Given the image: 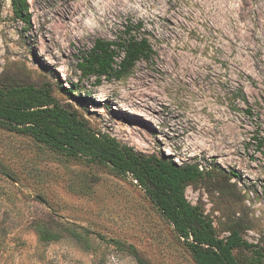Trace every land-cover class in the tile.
Segmentation results:
<instances>
[{
	"label": "rangeland",
	"instance_id": "1",
	"mask_svg": "<svg viewBox=\"0 0 264 264\" xmlns=\"http://www.w3.org/2000/svg\"><path fill=\"white\" fill-rule=\"evenodd\" d=\"M27 1L30 25L14 19L10 0L0 5V84L47 85L93 132L198 165L215 179L187 187L186 200L219 238L240 217L251 228L243 238L257 240L264 148L252 138H264V0ZM125 20L142 23L135 35L147 38L151 58L119 80L82 77L81 57L94 40L119 36ZM72 85V95L61 89ZM40 230L61 237L43 241ZM125 245L147 264H195L129 178L0 128V264H138Z\"/></svg>",
	"mask_w": 264,
	"mask_h": 264
},
{
	"label": "trees",
	"instance_id": "2",
	"mask_svg": "<svg viewBox=\"0 0 264 264\" xmlns=\"http://www.w3.org/2000/svg\"><path fill=\"white\" fill-rule=\"evenodd\" d=\"M10 5L14 19L30 25L28 1L10 0ZM141 27L139 21L125 20L120 35L113 40H94L77 64L80 75L94 78L98 85L101 80H119L138 62L149 60L154 53L149 41L135 35ZM117 58L120 60L116 61ZM75 87L61 89L72 95ZM239 99L248 105L243 92ZM242 111L251 116L248 108ZM0 128L28 136L68 159L104 166L117 177L129 178L171 225L195 264H264V232L254 242L244 239L242 232L251 228L239 217L232 222L227 236L219 238L204 211L186 200L187 187L199 184L206 177L214 181L209 172L204 173L196 164L178 165L163 156L138 153L107 135L93 132L76 111L55 99L47 85L0 84ZM252 139L258 151L264 148V138ZM222 176L227 180L239 179L232 173L223 172ZM38 235L43 241L61 237L45 230H40ZM113 243L118 247L124 245ZM125 249L138 264H147L132 246L125 245Z\"/></svg>",
	"mask_w": 264,
	"mask_h": 264
}]
</instances>
